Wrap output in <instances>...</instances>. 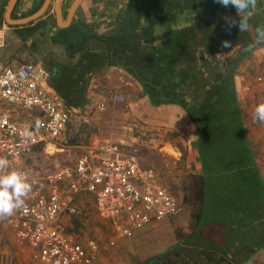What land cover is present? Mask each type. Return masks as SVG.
Here are the masks:
<instances>
[{
    "label": "trees",
    "instance_id": "16d2710c",
    "mask_svg": "<svg viewBox=\"0 0 264 264\" xmlns=\"http://www.w3.org/2000/svg\"><path fill=\"white\" fill-rule=\"evenodd\" d=\"M96 2L117 7L115 19L105 22L102 32L76 21L41 40L50 85L67 108L78 109L89 101L92 74L113 66L124 69L139 81L153 106L185 113L202 165L173 187L181 192L175 193L183 210L191 207L189 231L177 232V244L140 264H246L264 249V176L248 140L233 77L241 61L257 49L255 40L238 26L212 25L209 18L158 36L167 8L203 7L208 16L234 9L214 0ZM3 22L0 13V27ZM48 22L40 20L22 38L29 40ZM215 38L242 44L232 62L220 64ZM76 54L80 58L73 61Z\"/></svg>",
    "mask_w": 264,
    "mask_h": 264
},
{
    "label": "built area",
    "instance_id": "2783aa9c",
    "mask_svg": "<svg viewBox=\"0 0 264 264\" xmlns=\"http://www.w3.org/2000/svg\"><path fill=\"white\" fill-rule=\"evenodd\" d=\"M6 34L3 25L0 48L5 46ZM48 81L41 61L0 66V158L9 161L0 175L14 171L32 185L23 206L7 217V224L17 243L32 249L34 264H95L98 243L78 242L62 223L67 212L81 214L72 204L84 194L94 198L98 215L114 223L110 245L145 227L161 225L183 211L182 199L169 184L180 157L166 153L163 161L148 163L109 140L85 149L73 166L47 175L29 172L21 166L22 159L38 145L62 142L79 114L67 108ZM257 82L264 94V76ZM110 100L123 103L126 97L116 93ZM97 108L107 110L108 100L101 98Z\"/></svg>",
    "mask_w": 264,
    "mask_h": 264
},
{
    "label": "rangeland",
    "instance_id": "374dc122",
    "mask_svg": "<svg viewBox=\"0 0 264 264\" xmlns=\"http://www.w3.org/2000/svg\"><path fill=\"white\" fill-rule=\"evenodd\" d=\"M125 2L126 0H124ZM4 25L7 27L6 42L5 46L0 49H3L4 52L2 54L7 55V58L0 56V64L7 66L9 63L8 66H12L13 61H17V59H22L21 63H25L26 60L36 61L37 55L40 54L39 49L41 48V46H37L36 40L27 41L20 39L16 42V32L9 29L6 24ZM161 27L162 31H165L167 28L166 24H162ZM27 34L28 32L23 31L24 36ZM95 78L97 80L94 83L98 86L94 88L93 97L96 100L90 108H87L84 113L82 112V118L77 117L72 125L69 126L67 132L69 131L70 133L71 131L70 137L66 136L62 142L57 144L56 148L50 146L46 148V145L36 146L29 155L22 159L21 166L27 168L31 173H40L41 175L54 173L62 167L73 166L79 156L82 155L80 148L73 147L75 144H86L91 139L92 141L94 139L100 142L108 138L123 151L137 154L148 163L163 161L166 155L165 148L167 150L171 148L168 145L169 142L176 147L180 146L182 149L179 148L183 156L179 169H177V174L169 180L171 181L172 188L177 183H183L187 175L200 171V159L196 155L197 153L193 151L196 144V134H194V130H192L193 128L185 116L179 115L175 118L170 116L171 114L168 109L153 106L148 96L144 95L139 81L132 78L125 70L115 73L107 81H105V78H100L99 75ZM91 82L92 80H90ZM116 93L123 94L126 97V101L123 103H113L110 98ZM258 97L259 94L256 93L253 101H258ZM101 98L108 100V108L105 111H100L97 108V102ZM250 106L248 105V107ZM244 109L246 124L249 127L251 122L250 117H253V114H251L250 109L246 107ZM79 114L81 113L79 112ZM84 117H88V120L84 121ZM249 131L251 132V129ZM192 145L193 147H191ZM168 151L171 153L170 150ZM176 152L180 155L179 151ZM178 190H174V192L179 195L181 192ZM83 202L86 204L85 200ZM89 209L91 210L92 208ZM90 218L93 217L91 216ZM173 221L176 225L169 223L163 227L149 230L152 234L151 241L154 243L161 240L166 247L177 244L178 238L176 232L186 233V231H189L192 221L191 207L185 206L181 215ZM95 224L99 229V233H101L99 237L102 239L99 240L106 247L105 245L112 235L114 223L103 226L101 223L95 221ZM145 230L147 228H143L139 232ZM154 244L156 247V243ZM108 247V249H111L110 253L126 249V251L122 252V257L116 260V263L130 264L129 260L131 261L135 251L131 238L116 239L115 244ZM148 248H153L150 243H148ZM25 250L27 249H22L15 244L13 233L7 224V217L0 218V264H33V258L29 254L25 255ZM152 257L154 256H147L142 262ZM108 258H110L109 255ZM115 258L118 257L115 256ZM257 258H259V255L254 256L246 264H257ZM137 261L138 263L141 262L136 257Z\"/></svg>",
    "mask_w": 264,
    "mask_h": 264
},
{
    "label": "crops",
    "instance_id": "0c3cea01",
    "mask_svg": "<svg viewBox=\"0 0 264 264\" xmlns=\"http://www.w3.org/2000/svg\"><path fill=\"white\" fill-rule=\"evenodd\" d=\"M45 1L46 0H44V1L43 0H17L15 5L12 7V9L10 11V17L8 19L7 12H8V9H9V6H10L12 0H0V3H1L0 13L3 16V21H4L3 25L6 24L9 27V29H12L16 32V35H15L16 42H18L20 39L24 40L22 38L23 37V31H26V30H29L32 28L34 29V27L36 26L37 23L40 22V20L48 19L49 22L46 23V26L44 28L42 27V28H38V30L36 29L37 31H36L34 37L32 35V37H30V39L28 38L29 40L35 39L38 47H40L42 44L40 41L45 40V38H46L45 34L46 33L50 36L51 32H55V34H53V36H54L60 31V29H66V30L70 29V27L76 21L88 23V24H90V26L92 28L98 29L100 32H102V30L105 28V25H106L105 22L113 21L116 17V14H117V7H114V6L113 7L112 6L104 7V4L101 2H96V4H95L94 3L95 0H84L81 3V5L79 7H77L74 11H72V5L75 2V0H51L47 6L45 13L41 17H39V18H37V19L27 23V24H21L18 22L22 19L31 17L34 14H36L37 12H39L42 9L43 5L45 4ZM57 5H59V7H60L61 20L63 22H68V20H69V22L66 26H62L60 23V20L58 19ZM165 15H166L165 24L167 26L165 31L179 29V28H182L184 26L190 25L194 22H197V23L203 22L207 18L210 19V22L212 23V25H222V26L228 23V20H226L225 18L236 19V20L238 18L240 19L239 14L237 13L235 8L231 11L219 9L213 15L208 16L205 13V9L203 7L193 9V10L187 9L185 11H183L181 9H174V8L170 7V8L166 9ZM248 22H249L250 27L247 30V34H248L249 38L252 37L253 41L255 40V45H256L257 49L252 54H250L247 58H245L241 61L240 65L238 66V68L236 70L235 76L233 77V81H234V86L236 87L238 99L242 105L243 111L245 110L244 107H246V108L250 109L251 114H253L252 112H254L255 106L258 105L259 103L264 102L263 88L257 82V78L259 76H264V44L256 43V39H255L256 38V29L258 27L264 26V0H257L256 8L254 10H252V15L249 17ZM6 29H7V27H6ZM157 31H159V33L157 32L158 36H160L162 34V32H164L161 30L160 26L157 28ZM214 41H215L214 46H216V48H217V52L215 53V55L218 58V61L220 62V64H224V63L228 64V63L232 62L233 59L237 57L238 52H239L240 48L242 47V44H239L238 42H235V41L226 40L230 45L229 47L224 46L225 40H221L220 38H215ZM44 48L46 51H48L47 47L44 46ZM232 48H233V51L231 52ZM0 50H1L0 56L3 58H7V55L2 54V52H4L3 49H0ZM39 51H40V54L37 55L38 58L36 59V61L44 62V60H45L44 54L41 53L40 49H39ZM220 52L228 53V55L220 56V55H218ZM206 56H208V54H206ZM79 58H80V54H76L73 58V61H77ZM21 61H22V59H17V61L14 60L11 65L13 67H17V66L23 64V63H21ZM26 61L29 62V60H26ZM26 61H25V63H26ZM8 65H9V63L7 64V66ZM0 66H5V65L0 64ZM122 71H124V69L113 66V67L106 68L105 70H103L101 72H98L96 74L91 75L92 82L89 85V91H88L89 101L85 106L77 109L81 114L75 115L73 122L75 121V119L77 117L82 118V114L87 110V108H90L94 104L93 102L96 100L93 97L94 88H96L98 86L94 83V81L97 80V78H95V77L97 75H99L100 78H105V81H107L108 79L110 80V78H112L115 73H120ZM50 79H51V76H49L48 83L50 82ZM48 85L51 88H53L50 85V83ZM101 86H102V84H101ZM256 93L259 94V97H258L259 100L253 101V99L256 96ZM248 105H251V106L248 107ZM170 111H172V110H170ZM177 113L178 114H173V112H172L170 116L177 118L179 115L180 116L183 115V116H185L186 120L188 121V118L184 112H182L180 110ZM250 119H251V122H250L249 127H247L246 119H245L246 128H248L247 129L248 130L247 136H248V140L250 142V145L253 148L257 166L260 169L261 175L263 177L264 176V156H263V152H264L263 126H264V124H261L259 122L254 121L252 117H250ZM71 125H69V126H71ZM69 126H68V128H69ZM250 129H251V132L249 131ZM192 130H194V129H192ZM194 134H195V131H194ZM70 135H71V131H70V133H69V131L68 132L66 131L64 133V136H63L61 141H63L66 136L70 137ZM109 140L110 139L107 138L106 140L97 142L96 140L93 139V141H92V139H91L86 144L79 143V144H75L73 147L80 148L81 153L83 154L85 149L94 147L95 145H97L99 143H102L104 141H109ZM71 141L73 142V140H71ZM94 142H97V143H94ZM168 145H170V147H171L168 149L171 151V153L167 150V148H165L166 149L165 154L167 153L170 156L180 157V159L178 161V166H177V169H179L183 153L180 150L179 146L176 147L171 142H169ZM49 146L54 147V148L57 147V145H53V144L46 145L45 147L47 148ZM192 147H193V145H192ZM176 151H179L180 155ZM193 151H195L197 153L196 155L200 159L199 154H198V150H197V144H195ZM201 166L202 165L200 162V167H199L200 170H201ZM175 174H177V170H176ZM172 177H170L169 180H171ZM169 184L171 185V188H172L171 181H169ZM177 184H179V183H177ZM179 185L181 186L182 183H180ZM84 200L86 201V204H85V202H83ZM72 206L79 208L81 210V214H75V213L67 212L62 217V223L67 228V231L72 233L74 235L75 239L78 242L83 243L84 245H88L89 241H91V240H94L98 243V245H99L98 259H97V262L95 264H109V263L110 264H121V263H116V260L119 259L120 257H122V252L126 251V249L117 250L116 251L117 254L116 253H110L111 249H108L109 248L108 246H111L109 241L112 239V236L109 238L108 243H106V245H105L106 247H104L103 244H101V242L99 240V239H102L101 237H99L100 236L99 234H101V233H99L98 227L95 226L96 225L95 221H97L98 223H101L103 226H105V224H111L113 221L105 220L98 215L97 206H96V202H95L94 198L88 194H84V195L78 197V199L74 202V204H72ZM89 208H92V209L90 210ZM91 216L93 218H90ZM174 219H176V218H174ZM174 219L168 220L161 225H151V226L145 227V228H147V230H145L143 232H139L143 229L135 232L134 236L131 237L132 244H133V246H135V248H134L135 251H134V255H133L131 261L129 260L130 264H140L142 262V260L144 258H146L147 256H152V255L156 256L158 254H161L163 252L168 251L171 248V246H173V245H170L169 247H166L163 244V242L161 240H159V241L154 242L157 245L155 247V244L151 241L152 234L149 232V230L157 229L159 227H163L169 223L175 224V222L173 221ZM92 224H94V225H92ZM11 231H12V229H11ZM12 233L14 236L15 244L22 249H27V250H25L26 251L25 255L29 254L30 257L33 258L32 249L27 245H23V246L19 245L17 243L16 237H15L13 231H12ZM148 243H150V245L153 248L154 247L155 248L154 249L148 248ZM122 244H124V243H122ZM122 244H120V245H122ZM120 247H122V246H120ZM125 247H126V245H125ZM105 248L107 250H103ZM108 255L110 258H108ZM256 255L257 256L259 255V258H257V261H258L257 264H264V249H262ZM115 256H117L118 258H115ZM136 257L141 262H139V263H138V261L136 262ZM259 262H261V263H259Z\"/></svg>",
    "mask_w": 264,
    "mask_h": 264
},
{
    "label": "clouds",
    "instance_id": "9594fccd",
    "mask_svg": "<svg viewBox=\"0 0 264 264\" xmlns=\"http://www.w3.org/2000/svg\"><path fill=\"white\" fill-rule=\"evenodd\" d=\"M214 2L223 8L232 6L239 14L240 19L238 21L225 18L228 20L229 28L238 26L240 32H245L249 29L248 20L252 15V10L256 8L257 0H214ZM256 43L264 44V26L256 29ZM224 46L229 47L230 45L225 41ZM252 118L254 121L264 124V102L255 106ZM26 135L29 134L26 133ZM8 166L9 161L6 158H0V170L6 169ZM31 190L32 185L17 172L13 171L0 175V218L11 216L17 208L23 206V198Z\"/></svg>",
    "mask_w": 264,
    "mask_h": 264
},
{
    "label": "water",
    "instance_id": "95a60500",
    "mask_svg": "<svg viewBox=\"0 0 264 264\" xmlns=\"http://www.w3.org/2000/svg\"><path fill=\"white\" fill-rule=\"evenodd\" d=\"M16 1L17 0H12L11 4L9 6V9H8V12H7L8 19L10 17V11H11L12 7L15 5ZM50 1L51 0H46L45 4L42 7V9L39 12H37L36 14H34L33 16L25 18V19H22V20H20L18 22L21 23V24H27V23H29V22L41 17L45 13V11L47 9V6L50 3ZM83 1L84 0H75V2L72 5V11H74L77 7H79ZM57 10H58V19L60 20L61 25L62 26H66L68 24L69 20H68V22H63L61 20V15H60L61 11H60L59 5H57ZM218 55L225 56V55H228V53L220 52Z\"/></svg>",
    "mask_w": 264,
    "mask_h": 264
},
{
    "label": "flooded vegetation",
    "instance_id": "af4514ba",
    "mask_svg": "<svg viewBox=\"0 0 264 264\" xmlns=\"http://www.w3.org/2000/svg\"><path fill=\"white\" fill-rule=\"evenodd\" d=\"M44 1V0H43ZM58 28V27H57ZM60 29V28H59ZM60 30H62V29H60ZM53 34H55V32H51L50 33V36H53Z\"/></svg>",
    "mask_w": 264,
    "mask_h": 264
}]
</instances>
